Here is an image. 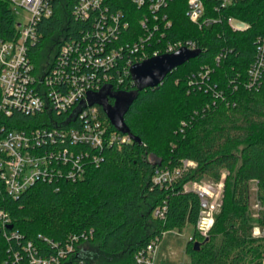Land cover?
<instances>
[{"label": "trees", "instance_id": "16d2710c", "mask_svg": "<svg viewBox=\"0 0 264 264\" xmlns=\"http://www.w3.org/2000/svg\"><path fill=\"white\" fill-rule=\"evenodd\" d=\"M186 1L176 0L170 7L171 39L196 41L200 55L159 87L138 93L124 119L142 143L105 147L99 166L90 167L80 182L36 183L18 199L0 191V210L11 220L9 227H0V264H16L14 252H22L28 241L41 254L52 255L55 249L46 240L63 246L82 234L88 240L63 264H138L137 255L150 243L159 244L166 233H182L188 226L194 231L185 264H264V237L253 236L251 214L256 199L257 224L264 229V81L257 91L245 87L257 42L264 38V0L241 2L224 12L248 26L244 31L225 23L200 30L186 16ZM120 2L116 8L127 11L133 27L141 30L140 11L129 0L128 6ZM76 3L54 0L53 16L39 24L41 39L31 49L39 73L86 28L73 17ZM18 31L11 2L0 0V39L12 41ZM206 67L214 70L209 90L191 86L193 76ZM130 80L125 93L136 91ZM16 117L15 125L25 127H41L47 118ZM187 161L194 166L184 167ZM167 170L171 180L156 183V175ZM206 179L224 184L221 211L207 239L196 229L201 199L187 188ZM163 206L165 216H156ZM14 232L22 236L21 245L12 238Z\"/></svg>", "mask_w": 264, "mask_h": 264}, {"label": "built area", "instance_id": "2783aa9c", "mask_svg": "<svg viewBox=\"0 0 264 264\" xmlns=\"http://www.w3.org/2000/svg\"><path fill=\"white\" fill-rule=\"evenodd\" d=\"M9 1L29 14L28 21L18 26L14 40L0 39V191L18 199L36 183L84 180L90 167L99 166L105 147H121L132 141L111 127L98 105H89L90 95L96 96L107 87L111 93L126 92L129 79L134 84V65L182 48L196 51L199 46L196 41L171 39L174 21L170 7L176 0H129L141 13V30L133 27L127 11L116 8L118 0H77L73 17L86 28L79 38L62 46L50 68L39 73L31 49L41 39L39 24L54 14V0ZM119 1L128 6L127 0ZM245 1L248 0H187L186 16L200 30L225 23L234 31H244L248 26L224 12ZM223 57L217 56V65ZM213 71L202 68L190 85L206 88ZM263 81L264 38H260L245 87L257 91ZM19 115L47 118L41 127H25L15 125ZM190 166L194 164L184 163V167ZM172 177L167 170L158 173L154 181L162 183ZM193 190L201 199L196 229L207 239L223 201L217 205L216 189L211 184L194 183ZM166 211L163 206L155 214L164 217ZM10 224L8 214L0 210V227ZM12 238L21 245L19 233H12ZM87 240L86 234L71 236L63 246L46 240L55 249L52 255L41 254L37 245L28 241L22 245V252H14V263L63 264ZM157 247L153 241L141 251L138 264H154Z\"/></svg>", "mask_w": 264, "mask_h": 264}, {"label": "water", "instance_id": "95a60500", "mask_svg": "<svg viewBox=\"0 0 264 264\" xmlns=\"http://www.w3.org/2000/svg\"><path fill=\"white\" fill-rule=\"evenodd\" d=\"M18 26H20V24ZM199 55V50L191 51L182 48L175 53L161 55L138 63L131 68V78L136 87L135 92L111 93L110 88L107 87L102 93L96 96L90 95L89 105H99L116 130L130 136L133 141L141 144L142 141L131 134L124 119L130 106L137 98L138 93L145 89L159 87L164 83L169 74L173 73L187 62L197 58ZM109 99L114 100V105L110 104ZM10 228H12V226H10ZM199 247L200 243L196 242L194 250L198 251Z\"/></svg>", "mask_w": 264, "mask_h": 264}, {"label": "rangeland", "instance_id": "374dc122", "mask_svg": "<svg viewBox=\"0 0 264 264\" xmlns=\"http://www.w3.org/2000/svg\"><path fill=\"white\" fill-rule=\"evenodd\" d=\"M19 3L21 0H17ZM13 11L16 17V21L19 24H24L29 19V14L20 6H13ZM201 183L203 185H213L216 189V203L217 205L220 203V201H223V192L224 188L222 186L223 183H217L212 180H204ZM194 184H190L188 188L193 190ZM255 191V190H254ZM260 206L256 199L253 200L251 205V214L254 221V229H253V236L254 237H264V229L258 226L257 224V217L259 212ZM221 209H217V213H215V219L216 216L220 213ZM215 224V223H214ZM194 228L192 226H188L184 229L182 233H179L177 231H172L166 233L161 242L159 243L157 247V252L155 255V261L154 264H185L190 261V255L187 252V246L188 242L192 238ZM210 234V233H209ZM257 235V236H256ZM202 237V236H201ZM204 238V237H202Z\"/></svg>", "mask_w": 264, "mask_h": 264}, {"label": "flooded vegetation", "instance_id": "af4514ba", "mask_svg": "<svg viewBox=\"0 0 264 264\" xmlns=\"http://www.w3.org/2000/svg\"><path fill=\"white\" fill-rule=\"evenodd\" d=\"M109 102L111 105H114V100L113 99H109Z\"/></svg>", "mask_w": 264, "mask_h": 264}, {"label": "crops", "instance_id": "0c3cea01", "mask_svg": "<svg viewBox=\"0 0 264 264\" xmlns=\"http://www.w3.org/2000/svg\"><path fill=\"white\" fill-rule=\"evenodd\" d=\"M192 237H193V234H192ZM159 245V244H158Z\"/></svg>", "mask_w": 264, "mask_h": 264}]
</instances>
